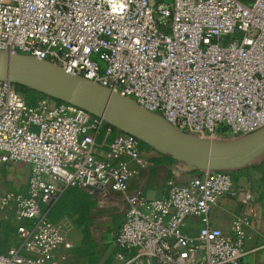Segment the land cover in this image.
Masks as SVG:
<instances>
[{
	"label": "built area",
	"instance_id": "built-area-1",
	"mask_svg": "<svg viewBox=\"0 0 264 264\" xmlns=\"http://www.w3.org/2000/svg\"><path fill=\"white\" fill-rule=\"evenodd\" d=\"M0 52L56 67L199 141L229 143L264 128V0H0ZM144 146L73 104L45 95L28 103L0 80V166L29 167L25 191L0 187V216L15 229L0 264L67 259L56 255L71 246L64 225L45 210L70 187L125 198L117 264H240L247 217L258 214L253 190L197 166L150 198L129 188L148 166ZM225 196L243 208L231 233L210 220ZM190 216L200 220L195 235L184 229Z\"/></svg>",
	"mask_w": 264,
	"mask_h": 264
},
{
	"label": "crops",
	"instance_id": "crops-1",
	"mask_svg": "<svg viewBox=\"0 0 264 264\" xmlns=\"http://www.w3.org/2000/svg\"><path fill=\"white\" fill-rule=\"evenodd\" d=\"M102 153V150H98L100 156ZM143 157L148 161V166L140 169L137 175L130 180L129 188L131 190L140 189L150 198L165 197L167 181L172 179L180 183L185 182L191 179L197 171L196 165L148 146L143 147ZM228 167L230 169L228 173L232 175L235 185H248L253 190L254 201L258 206V214L247 217L248 224L245 225L244 239L246 254L241 259L240 264H264V248L260 247L264 236V168L262 166L240 168L241 166L235 163L228 165ZM3 173L12 182L11 187L14 192L26 190L29 174L28 165L22 163L3 164L0 166V176ZM0 187L2 188L1 185ZM57 200L46 208V217L54 222L63 223L66 220L71 224V227L74 225L79 229V232L85 235L86 224L81 220L78 213L52 211L51 208ZM91 201L93 205L89 210L88 218L91 221V238L96 239L94 243V251L98 258L96 264H117L114 257L117 248L113 244V238L126 210L125 198L119 193L109 191L105 195L91 194ZM242 212V205L236 199L231 196L222 197L211 209V224L225 233H231L233 220ZM52 214L60 219H55ZM199 227L200 220L196 216H190L184 224L185 231L191 235H195ZM70 234L73 238L75 237L72 233ZM14 239V224L0 216V252L4 253ZM66 242L71 246H61L56 251L57 256L60 254L67 255V259L62 264H89L88 257L77 251L85 243V236H82L79 242L75 243L66 235Z\"/></svg>",
	"mask_w": 264,
	"mask_h": 264
},
{
	"label": "water",
	"instance_id": "water-1",
	"mask_svg": "<svg viewBox=\"0 0 264 264\" xmlns=\"http://www.w3.org/2000/svg\"><path fill=\"white\" fill-rule=\"evenodd\" d=\"M0 80L73 104L139 137L148 146L196 166H242L264 151V128L234 142L199 141L105 89L30 58L0 52Z\"/></svg>",
	"mask_w": 264,
	"mask_h": 264
},
{
	"label": "trees",
	"instance_id": "trees-1",
	"mask_svg": "<svg viewBox=\"0 0 264 264\" xmlns=\"http://www.w3.org/2000/svg\"><path fill=\"white\" fill-rule=\"evenodd\" d=\"M28 93V102L35 103L36 98H32V94H36L37 92L24 87ZM43 96V95H41ZM249 166L259 167L262 166L264 168V151L252 162L242 165L240 168H246ZM238 168V167H237ZM220 171L230 172L229 167H221ZM264 177V174H263ZM93 202L91 201V194L88 188L86 187H70L66 189L58 198L56 203L51 208L52 211H56L57 213L69 212V213H78L81 220L85 222L86 227L84 229L85 233V243L77 249V251L81 255H86L89 259V264H96L98 258L94 251V243L96 239H92L90 235V227L91 221L88 218L89 210L92 207Z\"/></svg>",
	"mask_w": 264,
	"mask_h": 264
},
{
	"label": "rangeland",
	"instance_id": "rangeland-1",
	"mask_svg": "<svg viewBox=\"0 0 264 264\" xmlns=\"http://www.w3.org/2000/svg\"><path fill=\"white\" fill-rule=\"evenodd\" d=\"M243 3H246V4H249L250 2H252V0H241ZM18 87V90L22 93V95L25 97L26 101L28 102V93L26 91V89L23 87V86H20V85H17ZM42 94L40 93H36V94H32L31 97L34 99L36 98V100L41 96ZM36 102V101H35ZM29 103V102H28ZM144 143V142H143ZM145 144V143H144ZM146 145V144H145ZM6 175L3 173L1 176H0V185L2 186L3 189L7 190V191H12L14 192L13 188L11 187L12 185V182L10 180H8L6 177ZM28 181V179H27ZM55 216V219L59 220L60 218H58V216H56L55 214H52V217ZM64 223V227L66 228L65 229V234L69 236L70 239H73V241L75 243H78L79 242V239L82 237V236H85L83 235L81 232H79V229L77 227H75L74 225H72L71 227V224L68 222V221H63ZM72 233L73 235H75V237L73 238V236L70 234ZM107 246L109 245L106 244Z\"/></svg>",
	"mask_w": 264,
	"mask_h": 264
}]
</instances>
